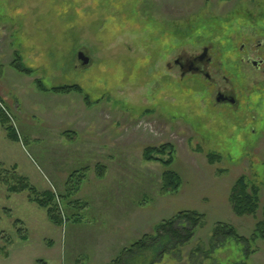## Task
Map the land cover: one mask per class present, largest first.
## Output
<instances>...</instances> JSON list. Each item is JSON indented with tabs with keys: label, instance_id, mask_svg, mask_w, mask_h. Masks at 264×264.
Segmentation results:
<instances>
[{
	"label": "rangeland",
	"instance_id": "rangeland-1",
	"mask_svg": "<svg viewBox=\"0 0 264 264\" xmlns=\"http://www.w3.org/2000/svg\"><path fill=\"white\" fill-rule=\"evenodd\" d=\"M262 34L264 0H0V103L20 138L8 141L0 125V167L59 198L73 175L72 200L82 204L77 222L55 227L27 193L8 196L0 184V264H107L181 211L203 214L204 223L157 264H264V241L250 243L247 260L234 241H211L217 223L247 239L264 222V87L253 69L235 64L239 45L249 51ZM203 48L221 71L208 73L235 90L237 107L216 105L204 79L181 78L173 66ZM16 55L31 76L11 68ZM36 79L82 93L44 94ZM166 145L180 186L161 195L167 168L143 152ZM98 164L107 169L103 180ZM241 177L259 191L254 216L232 211ZM151 258L127 256L124 264Z\"/></svg>",
	"mask_w": 264,
	"mask_h": 264
},
{
	"label": "trees",
	"instance_id": "trees-1",
	"mask_svg": "<svg viewBox=\"0 0 264 264\" xmlns=\"http://www.w3.org/2000/svg\"><path fill=\"white\" fill-rule=\"evenodd\" d=\"M10 66L12 69L25 76H31V72L23 68L21 59L18 55H16ZM34 87L37 91L44 94L67 95L71 93H82L81 89L75 85L52 87L48 89L39 79L35 80ZM84 100H87V97L84 96ZM0 125L5 132L8 141L12 143H18L20 141L19 134L10 125V114L7 107H3L1 103ZM166 154L168 155L166 161L160 159ZM173 155L174 149L170 145L158 149L146 148L143 152L144 161H156L167 168V170L161 175V195L173 194L177 192L180 186V177L175 172L168 169L173 161ZM207 158H209L208 160L210 163L215 162L214 156L208 155ZM15 170L14 167L11 168L10 171L0 167V184L6 189L8 196L27 193L26 198L28 202L35 204L38 208L44 210L48 221L55 227L63 226L71 220L78 221V216L75 213L82 208V204L78 201L72 200V191H76L77 189H71L68 187L73 175H71L66 182L67 193L59 198V196L55 195L52 191L38 192L26 178L18 175ZM106 170L105 166L100 164L96 165L94 168V173L96 174L95 177L103 180L106 176ZM83 171L87 172L88 169L84 168ZM82 177L83 175L79 176V178ZM258 192L259 191H257L253 185L247 183L244 177L239 178L232 186L231 194L229 196V202L232 206L233 213L237 217L254 216L259 206ZM60 209L62 213L60 212ZM5 213L8 217H11L10 211L5 210ZM204 219L205 216L196 211H181L170 219L155 225V227L152 228V234L144 235L128 248L123 249L114 261L107 264H124L127 256H136L147 252H151L152 254V258L150 259L151 264H157L156 260L165 259L169 253L178 252L180 248L188 244L192 240L194 232L203 225ZM21 224L22 222L20 220L14 219L13 225L15 227H18ZM19 230L20 229H18L17 232L21 239L23 241L26 240L27 237L22 236V233ZM218 238H221V240L225 242L227 240H232L236 244L241 245L244 258L247 260L249 256V251L247 250L250 247V243H254L258 240L264 241V222H257L253 235L247 239L238 236L231 226L217 223L214 226L211 241ZM212 246L213 245H209L207 250L211 251L213 248ZM208 253L209 252H207V254ZM37 264L46 263L39 260Z\"/></svg>",
	"mask_w": 264,
	"mask_h": 264
},
{
	"label": "flooded vegetation",
	"instance_id": "flooded-vegetation-1",
	"mask_svg": "<svg viewBox=\"0 0 264 264\" xmlns=\"http://www.w3.org/2000/svg\"><path fill=\"white\" fill-rule=\"evenodd\" d=\"M264 48V35L262 34V40L257 41L256 45H253L250 50L253 55L250 54V50L246 49L245 43H241L238 48L239 60L235 59V64H241L243 67H249L261 76V84L264 87V52L261 49ZM205 50V53H204ZM261 50V51H260ZM208 48H203L201 53L194 56L181 55L173 60V66L179 71L180 77L184 78L188 75H197L205 80L210 88H212L213 101L216 105L223 107L234 108L238 106V99L235 90L222 89L217 86L215 80L212 79L208 69L213 67V72L216 75H221V71L218 66H212L211 58L208 56ZM255 56V57H254ZM238 66L235 65V69ZM239 69V68H238ZM257 84V83H256Z\"/></svg>",
	"mask_w": 264,
	"mask_h": 264
},
{
	"label": "water",
	"instance_id": "water-1",
	"mask_svg": "<svg viewBox=\"0 0 264 264\" xmlns=\"http://www.w3.org/2000/svg\"><path fill=\"white\" fill-rule=\"evenodd\" d=\"M77 61L80 66H87L90 63V58L83 51H80L77 54Z\"/></svg>",
	"mask_w": 264,
	"mask_h": 264
}]
</instances>
